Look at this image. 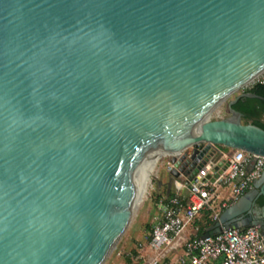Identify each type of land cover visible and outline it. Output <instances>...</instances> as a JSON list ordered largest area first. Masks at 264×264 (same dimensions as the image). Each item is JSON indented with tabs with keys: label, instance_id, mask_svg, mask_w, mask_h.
I'll return each instance as SVG.
<instances>
[{
	"label": "water",
	"instance_id": "water-1",
	"mask_svg": "<svg viewBox=\"0 0 264 264\" xmlns=\"http://www.w3.org/2000/svg\"><path fill=\"white\" fill-rule=\"evenodd\" d=\"M263 72L264 0H0V264H103L163 152L167 196L217 147L264 156L233 107L263 96L210 118ZM251 225L264 170L202 236Z\"/></svg>",
	"mask_w": 264,
	"mask_h": 264
},
{
	"label": "built area",
	"instance_id": "built-area-1",
	"mask_svg": "<svg viewBox=\"0 0 264 264\" xmlns=\"http://www.w3.org/2000/svg\"><path fill=\"white\" fill-rule=\"evenodd\" d=\"M256 82L264 83V72L242 91H248ZM216 150L217 158L193 179L183 173L172 179V194L158 199L160 212L137 252L130 255V264H264V237L258 226L224 228L207 237L198 234L195 221L203 211L209 213L212 224L225 208L253 187L264 170L262 155L225 147ZM182 154L164 155L169 173L174 168L171 157L179 158ZM219 161L227 167L214 177V167ZM191 225L194 230L186 235Z\"/></svg>",
	"mask_w": 264,
	"mask_h": 264
},
{
	"label": "rangeland",
	"instance_id": "rangeland-1",
	"mask_svg": "<svg viewBox=\"0 0 264 264\" xmlns=\"http://www.w3.org/2000/svg\"><path fill=\"white\" fill-rule=\"evenodd\" d=\"M242 89L223 101L211 113V119H218L229 115L228 102L233 99ZM170 173L166 167V157L163 155L156 165L151 169L149 176L148 194L145 200L141 201L134 208L130 222L124 234L103 264H130L127 258L129 253L135 254L139 243L145 239L155 223L160 209L157 205L158 196L164 197L167 191V183L170 180ZM161 182V185L159 183ZM135 212V213H134Z\"/></svg>",
	"mask_w": 264,
	"mask_h": 264
},
{
	"label": "trees",
	"instance_id": "trees-1",
	"mask_svg": "<svg viewBox=\"0 0 264 264\" xmlns=\"http://www.w3.org/2000/svg\"><path fill=\"white\" fill-rule=\"evenodd\" d=\"M248 91L259 94L264 97V83L256 82L253 86L248 88ZM236 110L242 112V121L244 123H253L262 128H264V98H249L241 97L238 102L233 106ZM172 193L170 192L169 195ZM167 197V191H166ZM158 196L157 199H160ZM196 225L199 226L198 234L202 235L206 232L207 228L211 225V220L209 219V213L203 211L200 219L195 221ZM128 262L130 261L127 259Z\"/></svg>",
	"mask_w": 264,
	"mask_h": 264
},
{
	"label": "bare ground",
	"instance_id": "bare-ground-1",
	"mask_svg": "<svg viewBox=\"0 0 264 264\" xmlns=\"http://www.w3.org/2000/svg\"><path fill=\"white\" fill-rule=\"evenodd\" d=\"M259 76V75H258ZM257 76V77H258ZM166 154V152H163L162 154H160V155H158V156H156V157H154V158H152V159H150V160H148L147 162H146V167H145V172H144V178H143V182H142V184H141V186H140V189H139V191H138V193H137V197H136V201H135V208L137 207V205L141 202V201H143V200H145L146 199V197H147V194H148V185H149V176H150V171H151V169L156 165V163H157V160L161 157V156H163V155H165ZM135 213V212H134Z\"/></svg>",
	"mask_w": 264,
	"mask_h": 264
},
{
	"label": "crops",
	"instance_id": "crops-1",
	"mask_svg": "<svg viewBox=\"0 0 264 264\" xmlns=\"http://www.w3.org/2000/svg\"><path fill=\"white\" fill-rule=\"evenodd\" d=\"M201 217V216H200ZM200 217L198 218V220L200 219ZM193 230H194V226L193 225H191L188 229H187V231H186V235H190L192 232H193ZM146 236V235H145ZM132 253H129V254H127V255H129L128 256V258L127 259H129L130 261L129 262H131V255ZM172 258H175V255L174 254H172Z\"/></svg>",
	"mask_w": 264,
	"mask_h": 264
},
{
	"label": "flooded vegetation",
	"instance_id": "flooded-vegetation-1",
	"mask_svg": "<svg viewBox=\"0 0 264 264\" xmlns=\"http://www.w3.org/2000/svg\"><path fill=\"white\" fill-rule=\"evenodd\" d=\"M261 230V229H260Z\"/></svg>",
	"mask_w": 264,
	"mask_h": 264
}]
</instances>
